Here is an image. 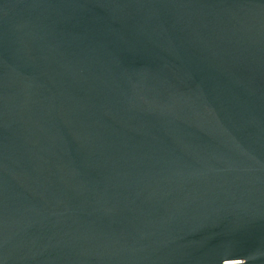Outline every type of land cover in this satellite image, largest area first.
<instances>
[{
    "label": "water",
    "instance_id": "95a60500",
    "mask_svg": "<svg viewBox=\"0 0 264 264\" xmlns=\"http://www.w3.org/2000/svg\"><path fill=\"white\" fill-rule=\"evenodd\" d=\"M0 264H264V0H0Z\"/></svg>",
    "mask_w": 264,
    "mask_h": 264
}]
</instances>
